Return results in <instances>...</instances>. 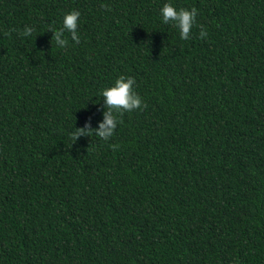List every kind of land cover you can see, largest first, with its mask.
I'll return each mask as SVG.
<instances>
[{
	"label": "trees",
	"instance_id": "trees-1",
	"mask_svg": "<svg viewBox=\"0 0 264 264\" xmlns=\"http://www.w3.org/2000/svg\"><path fill=\"white\" fill-rule=\"evenodd\" d=\"M164 2L0 0V264H264V0H170L187 40ZM121 74L143 109L75 140Z\"/></svg>",
	"mask_w": 264,
	"mask_h": 264
},
{
	"label": "clouds",
	"instance_id": "clouds-1",
	"mask_svg": "<svg viewBox=\"0 0 264 264\" xmlns=\"http://www.w3.org/2000/svg\"><path fill=\"white\" fill-rule=\"evenodd\" d=\"M197 11L195 8H177L170 0H165L159 8V19L162 24L171 23L178 29L180 39L187 40L190 36L191 29L196 22ZM81 13L78 10H70L66 12L61 21V26L52 31L56 46L64 49L68 45V39L65 33H68L71 40L75 43L80 42L78 35V25L80 24ZM31 29L26 27L24 34L29 35ZM201 38L207 35L203 29L199 33ZM135 78L132 76L118 75L115 80L108 86L99 90L102 98V119L96 122V126H92L91 117L85 119L81 127H73L71 135L76 140L79 137L95 136L101 141H108L114 134L119 123V116L124 112L133 110H142L144 105L143 98L135 90Z\"/></svg>",
	"mask_w": 264,
	"mask_h": 264
}]
</instances>
